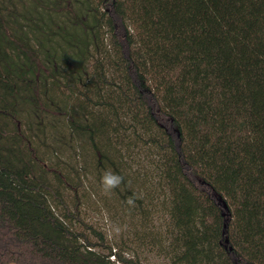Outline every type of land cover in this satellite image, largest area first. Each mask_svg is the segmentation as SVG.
Returning <instances> with one entry per match:
<instances>
[{"label":"trees","instance_id":"1","mask_svg":"<svg viewBox=\"0 0 264 264\" xmlns=\"http://www.w3.org/2000/svg\"><path fill=\"white\" fill-rule=\"evenodd\" d=\"M50 116L130 215L161 200L171 264H264V0H0V264H140L39 156Z\"/></svg>","mask_w":264,"mask_h":264},{"label":"rangeland","instance_id":"2","mask_svg":"<svg viewBox=\"0 0 264 264\" xmlns=\"http://www.w3.org/2000/svg\"><path fill=\"white\" fill-rule=\"evenodd\" d=\"M89 2L94 4V0ZM67 124L68 118L65 116H62L60 122L50 116V119L41 124L46 134L45 142L39 144L36 140L34 146L39 145L40 157L49 158L52 163L59 159L58 165L63 170L67 171L71 166L80 170L78 195L81 204L79 216L82 222L102 234L105 243L114 247L113 252H120L119 247L127 248L125 252H120L126 259L140 264H171L165 250L160 251L159 247L150 244L153 242L151 237L157 236V240L162 238L166 223L161 200L153 204L154 208L148 200L144 202L147 209H154L152 218L144 220L142 215H130L131 204L121 203L112 192L104 194L100 187L103 171L98 169L100 166L98 152L92 151L89 146L70 136ZM73 229L83 231L92 241L98 242L90 233L92 231L80 223H75ZM111 260L116 258L111 257Z\"/></svg>","mask_w":264,"mask_h":264},{"label":"clouds","instance_id":"3","mask_svg":"<svg viewBox=\"0 0 264 264\" xmlns=\"http://www.w3.org/2000/svg\"><path fill=\"white\" fill-rule=\"evenodd\" d=\"M122 183H124V177L109 169L103 172L100 180V187L104 194L107 195L114 189L119 188ZM127 203L133 204L134 198L129 197Z\"/></svg>","mask_w":264,"mask_h":264}]
</instances>
